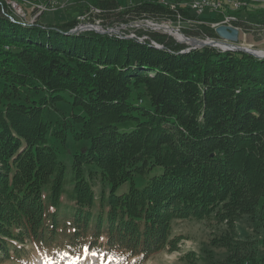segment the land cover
Returning a JSON list of instances; mask_svg holds the SVG:
<instances>
[{"label": "trees", "instance_id": "trees-1", "mask_svg": "<svg viewBox=\"0 0 264 264\" xmlns=\"http://www.w3.org/2000/svg\"><path fill=\"white\" fill-rule=\"evenodd\" d=\"M98 1L89 4L103 12L123 5L120 18L223 17L196 13L188 0H174L175 8L168 0ZM221 5L237 24L264 23V8L249 9L248 0L237 10ZM41 17L22 22L0 0V264L40 255L67 264L85 249L102 263L143 264L179 249L174 218L210 216L227 224L211 242L226 246L230 261L264 262V238L260 261L254 240L237 238L233 227L264 196V58L210 45L185 51L156 31L144 40L70 33L77 17ZM183 32L217 38L209 24ZM23 88L42 94L13 100ZM137 90L146 104L134 101ZM59 100L72 107L76 127L50 132L43 111ZM68 134L89 143L72 154L67 175L58 145ZM153 166L162 169L136 186L134 176ZM128 180L126 191H115Z\"/></svg>", "mask_w": 264, "mask_h": 264}, {"label": "rangeland", "instance_id": "rangeland-1", "mask_svg": "<svg viewBox=\"0 0 264 264\" xmlns=\"http://www.w3.org/2000/svg\"><path fill=\"white\" fill-rule=\"evenodd\" d=\"M6 3L11 0H2ZM16 1V5L18 7H25L24 0H14ZM21 1V3H20ZM98 1V0H97ZM140 0H124L126 4L135 3ZM164 1V0H162ZM207 1V0H205ZM212 1V0H209ZM215 3H220V8L222 1L214 0ZM249 1V9H257L264 8V0H248ZM90 0H54L52 9L49 11H44L41 14V20L44 22H62L71 17H78L81 15H85V17H81L76 27L78 31L83 30H93L98 33L108 34H120L122 35H131L130 33H136L140 36L147 35V32H159L164 33L171 36L176 42H180L184 44L186 47H190L192 45L185 44L178 40L175 35L171 32H168L167 29L163 27H153L149 28L145 26L146 22H143L139 19L147 18L144 16L133 17L130 15H125L123 17H118L117 13L120 10H123V5L114 9L112 12H106V10L101 11L100 8L95 7L89 4ZM170 6L175 8L174 0H168ZM99 3V1H98ZM188 6L191 10H196V2L195 0H188ZM195 5V6H194ZM85 6V7H84ZM209 9V8H208ZM210 10V9H209ZM24 11L28 13V8H25ZM212 11V10H211ZM215 12V11H214ZM202 13V12H201ZM13 16V14H12ZM15 16V15H14ZM16 17V16H15ZM224 17H227L224 15ZM150 17L149 19H151ZM153 21H158L157 23L168 24L174 28H178V33L183 34L184 36L190 38H196L201 40H206V38H200L197 36L187 35L183 32L184 28L192 29L196 27L198 24H211L209 22H205L202 19H192L188 18L184 20L177 14L175 20L170 19H157L152 18ZM80 23L86 24V27H82ZM119 26L121 29L117 31L106 30L111 26ZM78 26V27H77ZM169 26V27H170ZM83 28V29H82ZM123 29V30H122ZM133 36V35H131ZM239 42L241 43H253L257 47L256 49L264 48V42H259L255 36L246 35L241 36ZM211 46V45H210ZM202 46H197L195 48H199ZM215 47V46H214ZM219 48V46H218ZM252 48V47H251ZM141 91L142 88L140 87ZM137 94L134 95V101L139 104H146L147 99L143 94L137 90ZM42 92H36L34 90H29L23 88L20 95L14 98L13 100H23L25 101L26 97L32 98L41 95ZM141 99V100H140ZM72 107L69 103L60 101L55 104V106H49L45 108L43 111V117L46 120V123L50 126L49 131L53 132L56 127H59L60 124H66L67 127H76V125H72ZM76 110V109H74ZM77 111L81 112L79 108ZM75 124V123H74ZM89 142L87 140L75 141L71 135H67L66 140L63 144L58 145L60 149V158L63 159L66 167V174L68 175L71 167L72 154L76 150H80L85 147ZM162 167L153 166L145 175H136L133 178V182L136 186H142L146 183V181L151 177V175L161 171ZM131 181L128 180L119 184L115 191L123 192L126 191L130 185ZM105 194L108 193V190L111 188L108 183H106ZM101 184L98 182L95 184L96 191L100 190ZM105 186V185H104ZM234 230L237 238H247L254 240L255 247L253 248L254 253L257 254L256 258L262 261L261 255L263 254V250L261 249L260 239L264 238V196L261 198L260 204L258 206V210L254 212V214L250 215L247 213H242L234 220ZM227 230V224L225 223H217L214 216H210L209 218L198 219V218H185L179 219L174 218L171 222V232L173 235L180 234L183 238L178 243L179 251L175 250L171 253L169 252H159L147 258V260L143 264H237L235 261H230L229 256L231 255L230 251L226 246H222L219 244L212 243L211 239L214 235L221 234ZM178 252V254H176ZM190 252V257H193L194 262L191 263L190 260L186 258V253ZM68 256V251L65 253V257ZM184 256V257H183ZM188 257V258H190ZM244 261V260H243ZM2 264H12L9 262H3ZM32 264H66L65 262H59L50 256L43 257V255L37 256ZM67 264H125L120 262L117 263H109L108 261L102 263L98 261L95 252L84 250L83 255L77 256L75 260L71 261ZM246 264H258L254 263L250 260L246 262ZM260 264H264L261 262Z\"/></svg>", "mask_w": 264, "mask_h": 264}, {"label": "built area", "instance_id": "built-area-1", "mask_svg": "<svg viewBox=\"0 0 264 264\" xmlns=\"http://www.w3.org/2000/svg\"><path fill=\"white\" fill-rule=\"evenodd\" d=\"M195 2H196V10H192V11H195L196 13H201L203 10L208 9V8L212 11L223 13V17L221 20H219L217 22L210 23L211 27H213L214 29H215V27H217L220 24V25H228L231 27H235L238 30L237 42H232V41L220 38L218 36H217V38H210V39H214L217 41L216 47H218V42L222 41L223 43H225L227 45H228V43H230V45H233V47H236V48H239V47L246 48V46L256 48L257 46L253 43H245V42L241 43V42H239L240 37L246 36V35L255 36L259 42H264V23L263 22L246 21L245 25L237 24L236 22H238V17H233V18L224 17V12L222 10H219L220 9V3L218 4V3H213V1H205V0H195ZM53 3H54V0H25V7H18L16 5V1L11 0L7 3V7L11 11V14L15 15L16 18H18L20 21H27L28 23H32L42 13H44V11H49L50 9H52ZM186 4H187V2H186ZM25 8H28V13H26L24 11ZM81 17L84 18L85 15L78 16L77 18L80 19ZM139 20L146 22L145 26H147L149 28H152L151 26L156 27V28L163 27V26H167V27L170 26L168 24L157 23L158 21H155V20L153 21L152 18L149 19L148 17L146 19L141 18ZM81 24H83V23H80V25ZM73 28L76 29V27H73ZM119 29H121L119 26L113 25V26H111V28L108 27V29H106V30L117 31ZM170 29L172 31L178 32V28H174V27L170 26ZM104 32L107 33L106 31H104ZM123 34L122 35L118 34V36H126L128 38H135V39H137V38H148L147 35L140 36L139 34H136L133 32L130 33L133 36L127 35V34L123 35ZM261 49L264 50V48H261ZM261 49H259V50H261Z\"/></svg>", "mask_w": 264, "mask_h": 264}, {"label": "water", "instance_id": "water-1", "mask_svg": "<svg viewBox=\"0 0 264 264\" xmlns=\"http://www.w3.org/2000/svg\"><path fill=\"white\" fill-rule=\"evenodd\" d=\"M25 23H27V22H25ZM32 23H29V24H32ZM81 26L84 28L87 25L86 24H84V25L81 24ZM214 30H215V33L217 34V36L220 37V38H223V39H226V40H229V41H232V42H237V40H238V30L235 27H231V26H228V25H220L219 24L217 27H215ZM69 32L70 33H77L79 31L77 29H75V28H73V29L71 28L69 30ZM188 38H190V37H188ZM216 43H217L216 40L208 38V40L207 39L206 40H203V43H201L200 45H194V46L187 47L185 49V51H187V50H189L191 48H195L197 46H204V45L217 46ZM155 46L156 47H161V45H159V44H155ZM219 48L222 49V50H228V47H221L220 46ZM235 50H240V51H244V52L250 53L253 56L259 57L261 59L264 58V55L256 54V53H254L253 51H250L247 48H241V47H239V48H237Z\"/></svg>", "mask_w": 264, "mask_h": 264}, {"label": "bare ground", "instance_id": "bare-ground-1", "mask_svg": "<svg viewBox=\"0 0 264 264\" xmlns=\"http://www.w3.org/2000/svg\"><path fill=\"white\" fill-rule=\"evenodd\" d=\"M207 1H209V0H207ZM212 1H213V3H215L214 0H212ZM221 1H222V3L224 2V3L228 4L230 6V8L233 9V10L239 9L242 6V3H243V0H221ZM244 1L246 2L247 0H244ZM20 3H21V1H20ZM216 3H218V2H216ZM22 22H27V21H22ZM163 27L165 29H167L168 32L173 33L178 40H180L181 42H183L185 44L194 46V45H200L201 43H203V40H201V39L187 38L183 34H180L178 32L172 31L169 26L168 27L167 26H163ZM122 37H126V36H122ZM137 39L138 40H144L145 38H137ZM206 39L208 40L207 37H206ZM152 43L154 45L157 44L154 41H152ZM218 46L228 47V49H230V50L237 49L236 47H233V45H230V43H228V45H227V44L223 43L222 41L221 42H218ZM246 48L249 49L250 51H253L256 54L264 55V50H262V49L259 50V49H256V48H253V47L251 48V47H248V46H246Z\"/></svg>", "mask_w": 264, "mask_h": 264}]
</instances>
